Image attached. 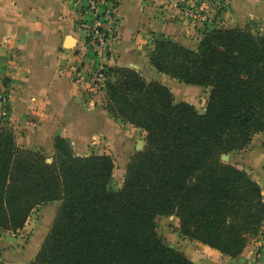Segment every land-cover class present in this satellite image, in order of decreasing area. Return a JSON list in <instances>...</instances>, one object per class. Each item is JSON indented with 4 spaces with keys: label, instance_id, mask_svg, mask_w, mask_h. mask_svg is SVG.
I'll return each mask as SVG.
<instances>
[{
    "label": "trees",
    "instance_id": "16d2710c",
    "mask_svg": "<svg viewBox=\"0 0 264 264\" xmlns=\"http://www.w3.org/2000/svg\"><path fill=\"white\" fill-rule=\"evenodd\" d=\"M153 43L150 63L210 88L208 101L204 109L178 102L169 86L134 68H108L104 108L146 133L120 188L113 153L79 156L56 136L47 157L0 126V229L18 232L37 207L60 202L32 264H197L164 243L161 215H176L185 237L232 258L263 233L260 184L223 156L264 133V34L213 27L196 49L165 36Z\"/></svg>",
    "mask_w": 264,
    "mask_h": 264
},
{
    "label": "crops",
    "instance_id": "0c3cea01",
    "mask_svg": "<svg viewBox=\"0 0 264 264\" xmlns=\"http://www.w3.org/2000/svg\"><path fill=\"white\" fill-rule=\"evenodd\" d=\"M217 5L223 8L218 17ZM86 6L87 0H0V126L13 129L20 146L47 157L55 153L56 136L68 138L79 156L113 153L123 179L131 156L144 147L146 133L111 117L103 105L106 87L93 91L75 83L74 76L131 67L170 87L173 78L150 63L154 36L196 49L213 27L258 23L264 32V0H108L106 6L116 15L115 27L104 46L94 45L92 21L79 18ZM69 35L76 39L72 49L66 47ZM184 87V91L199 88ZM224 158L247 171L264 194V133ZM53 203L55 210L44 212L26 249L19 250L15 257L19 262L10 264H32L59 210L60 202ZM188 241L194 257L188 256L197 264H264V228L237 258Z\"/></svg>",
    "mask_w": 264,
    "mask_h": 264
},
{
    "label": "rangeland",
    "instance_id": "374dc122",
    "mask_svg": "<svg viewBox=\"0 0 264 264\" xmlns=\"http://www.w3.org/2000/svg\"><path fill=\"white\" fill-rule=\"evenodd\" d=\"M220 6L221 5H217L216 7V16L217 13H220V10L223 9H220ZM249 29L254 33L259 32L264 34V32L260 30L258 23H253L251 27H249ZM171 80L172 81L169 82V85L175 95L176 101L179 102L181 101V99H186L191 103H194L196 106H199V108L204 109L206 107L210 88L209 90H206L204 87H199L198 90H192L189 88L190 90L184 91L185 83H182L174 78ZM224 157L225 155L223 156L224 161H227L228 159ZM123 182L124 179L121 178V174H117L113 183V188H120L123 185ZM54 207L55 205L53 202L37 207L29 217L27 222L28 224H26L25 228L18 232H7L3 229H0V264H10L11 261L19 262V258L18 260H15V257H18L19 250L21 248L26 249V244L29 243L30 237L33 235L36 227L40 222V219L44 215V212H53L55 210ZM157 223L159 235L161 236L165 244L177 248L187 255H192V252L190 250L191 242L188 241L189 238L187 239V237H185L180 232V221L176 215L158 216Z\"/></svg>",
    "mask_w": 264,
    "mask_h": 264
},
{
    "label": "built area",
    "instance_id": "2783aa9c",
    "mask_svg": "<svg viewBox=\"0 0 264 264\" xmlns=\"http://www.w3.org/2000/svg\"><path fill=\"white\" fill-rule=\"evenodd\" d=\"M107 2L108 0H87V6L79 12L80 20L92 21L90 42L94 45L104 46L107 36L112 33L115 27L116 15L114 9L106 6ZM107 22L108 28H105ZM105 71V69H101L92 75L74 76V82L79 86L89 85L93 91L104 90L106 87Z\"/></svg>",
    "mask_w": 264,
    "mask_h": 264
},
{
    "label": "water",
    "instance_id": "95a60500",
    "mask_svg": "<svg viewBox=\"0 0 264 264\" xmlns=\"http://www.w3.org/2000/svg\"><path fill=\"white\" fill-rule=\"evenodd\" d=\"M76 45V39L72 36V35H69L68 38H67V45L66 47L67 48H74V46ZM142 149V146H140L138 148V150H141Z\"/></svg>",
    "mask_w": 264,
    "mask_h": 264
}]
</instances>
